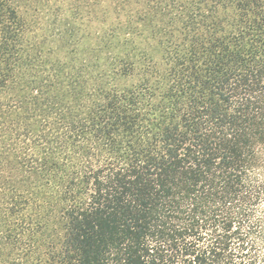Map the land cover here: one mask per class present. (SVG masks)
<instances>
[{
    "label": "trees",
    "instance_id": "1",
    "mask_svg": "<svg viewBox=\"0 0 264 264\" xmlns=\"http://www.w3.org/2000/svg\"><path fill=\"white\" fill-rule=\"evenodd\" d=\"M94 3L0 0V264H264V0Z\"/></svg>",
    "mask_w": 264,
    "mask_h": 264
},
{
    "label": "rangeland",
    "instance_id": "2",
    "mask_svg": "<svg viewBox=\"0 0 264 264\" xmlns=\"http://www.w3.org/2000/svg\"><path fill=\"white\" fill-rule=\"evenodd\" d=\"M33 8L40 7L41 15L47 21L56 20L61 17H78L90 19L96 11V0H32ZM34 9H31V13Z\"/></svg>",
    "mask_w": 264,
    "mask_h": 264
}]
</instances>
